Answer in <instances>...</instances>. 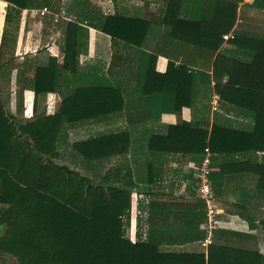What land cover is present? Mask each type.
Listing matches in <instances>:
<instances>
[{
    "label": "crops",
    "instance_id": "crops-1",
    "mask_svg": "<svg viewBox=\"0 0 264 264\" xmlns=\"http://www.w3.org/2000/svg\"><path fill=\"white\" fill-rule=\"evenodd\" d=\"M43 1L50 6L35 11L47 10L48 15L58 20L55 23L61 22V27L53 24V37L48 43L43 41L39 45L42 51L40 48L37 52H28L19 72L13 71L9 94L15 92L23 102L16 116L22 115L24 123L31 121L35 94L28 87L22 89L32 80L33 67L38 62H47L51 57L57 59V90L42 101L41 112L47 116L58 114L65 100L62 111L73 122L64 125L61 148L53 159L55 164L96 179L98 184L99 179H105L107 187L133 184L131 226L126 238L133 244L152 243L160 252L170 254L161 264H252L257 253L264 256L261 227L264 192L257 191L247 175L234 174V167L226 166L223 175L219 165H227L228 161L216 155L212 161L217 160L218 167L212 166L211 181L223 214L219 216L221 224L214 235V244L208 248L202 246L206 238L207 207L200 198L196 175L209 149L203 160L198 154L187 153L193 129L173 131V128L190 124L196 130L210 133L215 115L221 124L235 129L245 130L252 126V120L243 116L241 110L223 101L220 111L213 112L211 97L218 94L215 81L210 82V79L218 56H230L250 65L254 62L253 48L248 51L225 40L217 52L208 48V22L213 16L209 0H201V7L194 14L184 13L200 23L196 28L189 26L184 30V36L187 35L184 41L177 33L173 39V31L164 27L163 19L170 0H82L91 4L86 11H91L92 6L101 1L106 13L99 9L106 16L118 14L142 19L150 24L149 33L145 38L135 39L124 30L121 35L125 38L142 41L134 44L120 39L115 41L102 31L83 25L88 37L79 56L72 60L71 69L66 71L62 69L64 35L66 24L76 15L70 17L65 8L62 13H55L58 0ZM243 2L237 9V23L228 35L264 38V9ZM1 5L7 9V3L0 2ZM29 12L34 11L26 10L23 14ZM0 20L1 36L5 16ZM193 30L195 33L191 34ZM141 32L143 35V30ZM22 48H18V53ZM226 68H219L218 73ZM17 79L21 87L19 92L14 86ZM227 80L225 78L224 82ZM121 131L129 136L124 145L129 146L126 154L88 161L73 148L75 142ZM169 133L171 139L167 138ZM152 138L159 139L150 149ZM180 148L185 153L177 152ZM242 157L244 155L232 159ZM256 159H264V153H258ZM243 216L251 218L252 222Z\"/></svg>",
    "mask_w": 264,
    "mask_h": 264
},
{
    "label": "trees",
    "instance_id": "trees-1",
    "mask_svg": "<svg viewBox=\"0 0 264 264\" xmlns=\"http://www.w3.org/2000/svg\"><path fill=\"white\" fill-rule=\"evenodd\" d=\"M243 1H208L213 16L208 22L206 43L212 52L219 50L224 36L234 29L237 9ZM0 2L8 4L0 49V207H7L0 208V226H6V234L0 240V252L15 257L18 264L166 262L170 254L160 252L152 243L133 244L126 238L131 226L133 184L110 187L105 186L103 181L95 184L53 161L61 148L65 123L73 122L62 111L65 100L58 114L47 116L41 112L42 101L57 90L59 66L55 57L47 62H38L33 67L32 80L23 89L28 87L35 94L32 120L18 127L12 122L10 114L5 111L3 93L6 91L5 85L7 89L11 86L22 13L42 10L50 3L43 0ZM201 3V0L168 2L163 24L167 31H173V39L177 33L179 39L186 40L184 30L200 24L192 16L187 18L184 13L194 14ZM253 5L264 9V0H255ZM89 7L91 4L82 0L67 4L69 16H76L66 24L63 70L71 69L72 60L79 56L88 37V30L83 25L100 30L115 41L120 39L134 44H141L142 41L133 38H145L149 33L150 24L142 19L118 14L106 16L93 6L91 11H86ZM55 26L61 27V22ZM124 30L127 31L126 35L133 38L121 35ZM231 42L248 51L253 48L254 62L247 65L230 56H218L210 82L212 79L215 81L221 101L241 110L239 112L243 116L252 120V126L245 130L235 129L221 124L218 115H215L210 133L196 130L190 124L173 128V131L179 133L189 132L184 128L193 129H190L191 142L187 153L198 154L203 160L206 149H209L212 155L228 161L227 165H219L223 175L228 166L234 167V174L247 175L251 185H255L257 191L264 192V159H256L258 153H264V38L236 35ZM226 66L219 74L218 69ZM225 78H228L227 82H224ZM170 134L169 139L172 138ZM128 139V133L121 131L75 142L73 148L88 161L104 160L126 154L129 146L124 145ZM158 139H151L150 149ZM179 151L185 153L182 148L177 149ZM241 155L244 157L232 159ZM216 161H212V166L218 167ZM243 217L252 222L251 218ZM261 227L264 231V221ZM256 256L252 264H264V256L259 253Z\"/></svg>",
    "mask_w": 264,
    "mask_h": 264
},
{
    "label": "rangeland",
    "instance_id": "rangeland-1",
    "mask_svg": "<svg viewBox=\"0 0 264 264\" xmlns=\"http://www.w3.org/2000/svg\"><path fill=\"white\" fill-rule=\"evenodd\" d=\"M68 1L70 2V0H68ZM68 1L67 0H58L57 2H55L56 3L55 4V8H56L55 13H57V14L62 13L63 9L64 8L66 9V4H68ZM64 2H66V4ZM95 5L93 6L94 8H97L98 10H100L99 8H101V11L103 13H106V11H104V9L102 8L103 5H102L101 1L96 2ZM6 13L7 12H6L4 5H1L0 6V17L1 16L6 17ZM31 14H34V13H30V12L28 14L22 13L21 21L19 24L17 45H16V61H15V64L13 65L14 68L12 70V74H13V71H15L16 69H17V73L19 72L20 67H22L26 61L25 58H26V55L28 52H30V53H32V51L37 52V50H40V48L42 47V45L41 46H39V45L42 44L43 41H44V43H48L50 38L53 37V36H51V31L53 29L52 26L56 25V23H55L56 17L52 16V15H48L49 13L45 17H42L40 15L38 16L35 14L33 15L34 17H32ZM40 23L43 25L42 29H41ZM4 24H5V20H4ZM1 25H2V21L0 20V29H1ZM11 31H12V29H11ZM2 37H3V33L0 36V49H1V44H2ZM20 42H21V44H20ZM35 45H36V47H35ZM19 47H23V48L18 53ZM26 50H28V51H26ZM19 60H21L23 63H20ZM11 79H12V76H11ZM5 86H6V91L3 93L5 111L10 114V116L12 118V122L14 123V125H16L18 127L23 122V118H22L23 116L22 115L16 116V114L20 110L21 104H23V102L20 100L21 99L20 96L18 94H16L15 92L11 93V94H13V96L11 94H9V92H8L9 89H7V85H5ZM14 86H15V90H17V91L19 90V88H21L18 79L16 80V83L14 82ZM22 108L25 109V105ZM86 168H88V166ZM78 171L80 173H82V175H83L82 171H80V170H78ZM90 180L92 182H94L95 184H98V181L96 179H90ZM99 181H101V182L103 181L105 183V179H102V180L99 179ZM0 231L3 232V233H0V240H1L6 234V226H0ZM0 264H18V262H17L15 257H13L9 254H5V253L0 252Z\"/></svg>",
    "mask_w": 264,
    "mask_h": 264
},
{
    "label": "built area",
    "instance_id": "built-area-1",
    "mask_svg": "<svg viewBox=\"0 0 264 264\" xmlns=\"http://www.w3.org/2000/svg\"><path fill=\"white\" fill-rule=\"evenodd\" d=\"M255 0H244V4H253ZM35 15H40L42 17H45L48 12L47 10L43 11H34ZM58 21V20H56ZM235 39V35H226L224 36V40L229 42L231 40ZM220 104H221V98L219 95H214L212 97V110L213 112L220 111ZM212 153L209 151L207 153V156L205 160L200 165L196 178L198 180V191L200 198L203 200V202L206 204L207 207V220H206V238L202 242V246L204 248H208L214 244V235L215 233L220 229V220L219 216L223 214V210L219 205V202L217 201V198L213 191L212 181H211V175L213 173V167H212Z\"/></svg>",
    "mask_w": 264,
    "mask_h": 264
}]
</instances>
